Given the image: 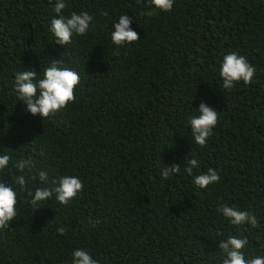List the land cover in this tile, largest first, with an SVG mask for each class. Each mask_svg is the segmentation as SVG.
Here are the masks:
<instances>
[{
  "label": "trees",
  "instance_id": "obj_1",
  "mask_svg": "<svg viewBox=\"0 0 264 264\" xmlns=\"http://www.w3.org/2000/svg\"><path fill=\"white\" fill-rule=\"evenodd\" d=\"M55 3L0 0V155L10 156L0 182L18 199L0 229V264H71L77 249L98 264H222L229 236L247 238L246 259L264 256V0H174L154 16L143 15L147 0H66L65 18L93 20L64 47L49 31ZM121 15L139 40L117 49L111 32ZM230 51L256 73L228 91L218 73ZM59 60L79 74L75 100L43 120L18 100L15 74L42 76ZM201 102L218 112L204 146L189 124ZM21 160L30 161L23 173ZM173 164L180 173L164 179ZM209 168L219 182L196 187ZM18 175L33 192L63 176L83 189L68 205L53 196L35 209ZM224 205L254 215L257 227L230 224L217 211Z\"/></svg>",
  "mask_w": 264,
  "mask_h": 264
},
{
  "label": "clouds",
  "instance_id": "obj_2",
  "mask_svg": "<svg viewBox=\"0 0 264 264\" xmlns=\"http://www.w3.org/2000/svg\"><path fill=\"white\" fill-rule=\"evenodd\" d=\"M147 3L149 11L144 12L143 15L154 16L160 12H171L174 0H147ZM65 7L66 0H56L54 11L58 18L51 20L49 29L55 38V44L62 47L72 43L73 35H85L93 20V17L87 12L79 14L73 12L70 18H65L63 15ZM131 23L132 21L127 15H121L118 22L113 24L111 43L117 49L130 46L139 40L138 33L130 27ZM60 64L61 60L53 61L44 69L42 76L41 74L38 76L33 70L15 74L14 91L18 100L25 103L26 110L31 115H39L44 120L74 102V90L80 81L79 74L68 67H60ZM255 73V67L243 55L230 51L223 57L218 75L222 79L223 89L231 91L240 82H243L245 86L250 85ZM198 113L189 119V124L194 142L204 146L217 125L218 112L201 102ZM9 160L10 156L0 155V170H4L8 166ZM29 165L30 161L21 160L16 165L17 171L23 173ZM196 167H198L197 160L191 159L183 170L191 176ZM180 171L181 166L173 164L167 166L161 175L164 179H168ZM48 179L46 172H39L41 182L48 181ZM219 180L220 176L217 171L209 168L206 173L195 176L193 183L196 187L204 189L211 184L218 183ZM14 183L19 187L20 193L30 198L26 202L35 209H39L41 202L53 196L60 205H68L83 189L82 181L75 176H63L52 180L51 186L38 187L34 192L27 188V180L24 175L16 176ZM17 202L16 190L11 185L0 182V229H8L10 222L17 216ZM217 211L222 213L234 226L247 223L252 228L257 227V218L247 211L227 205L218 208ZM57 231L60 235L65 234L64 227H60ZM247 244V238H238L237 236H229L226 240H221L219 249L223 256L222 264H264V256L246 259L243 250ZM71 264H98V261L93 259L87 251L77 249L72 253Z\"/></svg>",
  "mask_w": 264,
  "mask_h": 264
}]
</instances>
